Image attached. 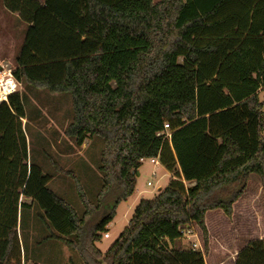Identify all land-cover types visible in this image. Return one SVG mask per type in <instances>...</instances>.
<instances>
[{
	"label": "trees",
	"instance_id": "1",
	"mask_svg": "<svg viewBox=\"0 0 264 264\" xmlns=\"http://www.w3.org/2000/svg\"><path fill=\"white\" fill-rule=\"evenodd\" d=\"M2 1L26 25L13 77L70 94L65 136L78 148L102 140V186L95 205L77 189L81 215L48 189L51 177L26 164L23 96H8L0 103V264L24 260L18 191L53 230L47 239L82 264H205L203 251L174 247L181 232L195 225L205 249L208 212L230 218L252 175L264 192V0ZM150 158L170 175L167 185L138 201L101 254L97 244ZM234 264H264V239L248 243Z\"/></svg>",
	"mask_w": 264,
	"mask_h": 264
},
{
	"label": "rangeland",
	"instance_id": "2",
	"mask_svg": "<svg viewBox=\"0 0 264 264\" xmlns=\"http://www.w3.org/2000/svg\"><path fill=\"white\" fill-rule=\"evenodd\" d=\"M159 1L153 0L154 3ZM0 4L1 41L6 45L0 48V54L7 56L6 53L15 51L16 47L21 46L20 42L24 38L26 25L18 15L5 9L2 0ZM10 37L12 41H8L7 44L5 41ZM4 60L14 68L11 60L6 58ZM19 93L24 99L28 121L25 126L29 142L28 159H32L44 174L49 175L51 180L53 179L47 185L48 189L64 200L78 215H81L84 209L77 189L81 190L91 205H95L97 193L102 186V175L97 168L102 140L97 137L88 138L84 142L86 149L80 151L81 149L74 145L73 140L65 136V129L72 119L70 94L54 95L46 90L34 89L27 85H20ZM263 95L264 91H261L260 100ZM51 143L66 146L67 149L63 147L65 150H61L57 147L56 150H52ZM59 153L67 158L62 160L57 155ZM61 168H66L69 173L63 175ZM151 171L152 166L147 161H143L135 177L136 185L133 195L116 207L113 220L106 227L109 238H102L97 244V249L101 254L107 251L127 226L138 201L152 199L167 185L169 176L162 167L157 169L155 179L151 177ZM252 176L254 181L249 182L247 191L244 195L242 194L241 202L234 203L236 211L233 216L228 218L221 211H211L205 217L208 234L205 249L200 231L192 225L191 229L198 237L200 244L197 250L203 251L205 264H234L237 253L242 251L248 243L258 237L264 239V192L257 198L255 197L257 194L255 182L258 177ZM148 181L152 182V187L146 185ZM111 197L107 198L106 203L103 204L101 214L103 217L111 206ZM252 204H254L253 212L247 209ZM40 215L41 212L35 206L22 209L19 214V240L22 256L25 259L24 264H82L76 251L58 240L47 239L53 230L40 220ZM193 240L192 237H183L175 242L174 247L191 248Z\"/></svg>",
	"mask_w": 264,
	"mask_h": 264
},
{
	"label": "built area",
	"instance_id": "3",
	"mask_svg": "<svg viewBox=\"0 0 264 264\" xmlns=\"http://www.w3.org/2000/svg\"><path fill=\"white\" fill-rule=\"evenodd\" d=\"M20 89V83L18 81L15 80V78L13 77V68L11 67V65L6 62L3 61L0 63V103H7L8 100V96H10L11 94L17 93L19 92ZM260 112L264 115V106L260 109ZM164 130L165 132H167L168 130V125H164ZM160 134H158L159 136ZM167 138L170 137V134L167 132L166 133ZM143 161H147L151 166H152V171H151V177L152 178H156L157 177V169L161 166L159 164V161L157 158H150V159H146V160H141V163ZM168 176L170 177V175L168 174ZM183 184L185 187H191L194 185V183H186L184 182V180H182ZM148 187H152V182L148 181L146 184ZM181 236L182 238H188V237H192L193 240V245L191 246V248L193 250H197V248H200V244H199V240L198 237L196 236V234L194 233V231H192V229L187 230V231H182L181 232ZM103 238L108 239L109 238V234L108 232H105L103 234Z\"/></svg>",
	"mask_w": 264,
	"mask_h": 264
},
{
	"label": "crops",
	"instance_id": "4",
	"mask_svg": "<svg viewBox=\"0 0 264 264\" xmlns=\"http://www.w3.org/2000/svg\"><path fill=\"white\" fill-rule=\"evenodd\" d=\"M0 6H1V4H0ZM17 15V14H16ZM1 28H2V26H1V22H0V48H3V47H5L6 45L4 44V43H2V41H1V39H2V36H1ZM8 41H12V38L10 37V39H8L7 38V40L5 41L6 43L8 42ZM22 41H23V39H21V42H20V44H22ZM4 44V45H3ZM8 44V43H7ZM20 44L18 45V46H20ZM15 48V47H14ZM20 48V47H19ZM19 48L18 47H16L15 49V51L13 50V51H9V53H6V55L7 56H1V54H0V63L1 62H3V61H6V60H4V58H6V59H9V60H11V62H13L14 63V61H15V56H17L18 55V52H19ZM1 50V49H0ZM16 52H17V55H15L16 54ZM7 62V61H6ZM55 95V94H54ZM26 113V112H25ZM27 116V115H26ZM28 124V121H27V119H23L22 120V125H23V127H24V135H25V138H26V142H27V147H28V145H29V142H28V137H27V135H26V130H25V126ZM52 144V143H51ZM60 148L61 150H65V149H67V147L66 146H58V144H52L51 145V148H52V150H56L55 148ZM63 147L65 148V149H63ZM80 151H83V150H85L86 148H85V145H84V143H83V145L80 147ZM62 160L64 159H66L67 157L64 155V154H57ZM31 162H33L32 161V159H27V165H29ZM60 169V168H59ZM62 169V172H63V175H65V174H68L69 172H68V170H66V168H61ZM58 174H60V173H58ZM138 175V174H137ZM53 178V177H52ZM53 180V179H52ZM51 180V181H52ZM50 181V182H51ZM251 181H254V178H253V176H250V178H249V181H248V184H249V182H251ZM257 182H255L256 183V185H257V194H256V198L259 196V195H261V193H262V189H261V184H260V181H259V179L258 180H256ZM49 182V183H50ZM248 184H247V187H246V189H245V191H244V193L247 191V188H248ZM18 193H19V197H18V208H17V227H16V232H17V235H18V239H19V229H18V225H19V214H20V211H22V209H20L19 208V204H24L25 205V208L24 209H29V208H32V207H30L29 205L31 204V201H30V199L29 198H27V197H24L23 195H20V192L18 191ZM244 193H243V195H244ZM242 195V196H243ZM241 196V197H242ZM241 197L238 199V201L235 203V204H239L240 202H241ZM255 198V199H256ZM255 201V200H254ZM254 201H251L252 203L254 202ZM233 205L232 206V216H233V214H234V212L236 211V205ZM253 207H254V204H252V206H250L249 205V207L247 208L248 209V211H251V212H253ZM240 208V207H239ZM241 209V208H240ZM209 213V212H208ZM207 213V214H208ZM207 214L205 215V217L207 216ZM206 221V220H205ZM207 228V227H206ZM263 238V237H262ZM257 239H259L260 240V237H258ZM60 242V241H59ZM61 243V242H60ZM24 262H25V259L23 260V263L22 264H24ZM29 263H30V261H28Z\"/></svg>",
	"mask_w": 264,
	"mask_h": 264
}]
</instances>
